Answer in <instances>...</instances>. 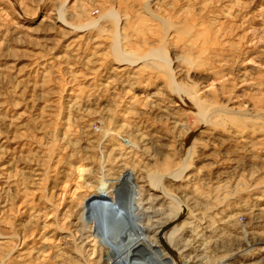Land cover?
Returning <instances> with one entry per match:
<instances>
[{"label": "rangeland", "instance_id": "374dc122", "mask_svg": "<svg viewBox=\"0 0 264 264\" xmlns=\"http://www.w3.org/2000/svg\"><path fill=\"white\" fill-rule=\"evenodd\" d=\"M226 263L264 264V0H0V264Z\"/></svg>", "mask_w": 264, "mask_h": 264}, {"label": "bare ground", "instance_id": "6f19581e", "mask_svg": "<svg viewBox=\"0 0 264 264\" xmlns=\"http://www.w3.org/2000/svg\"><path fill=\"white\" fill-rule=\"evenodd\" d=\"M153 181L155 182V183H154L155 185H159V182H160V181H158V178H157V177H154V178H153ZM226 264H227V263H226Z\"/></svg>", "mask_w": 264, "mask_h": 264}]
</instances>
